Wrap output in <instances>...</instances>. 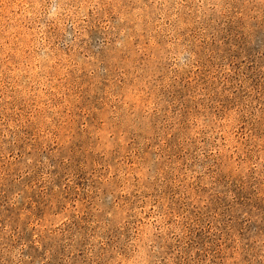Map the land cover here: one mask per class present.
<instances>
[{
  "label": "rangeland",
  "instance_id": "obj_1",
  "mask_svg": "<svg viewBox=\"0 0 264 264\" xmlns=\"http://www.w3.org/2000/svg\"><path fill=\"white\" fill-rule=\"evenodd\" d=\"M0 264H264V0H0Z\"/></svg>",
  "mask_w": 264,
  "mask_h": 264
}]
</instances>
